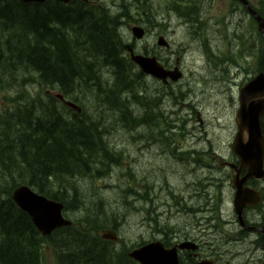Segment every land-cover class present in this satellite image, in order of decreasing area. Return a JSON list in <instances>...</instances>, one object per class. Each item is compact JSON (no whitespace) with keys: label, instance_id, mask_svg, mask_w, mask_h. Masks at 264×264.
<instances>
[{"label":"trees","instance_id":"1","mask_svg":"<svg viewBox=\"0 0 264 264\" xmlns=\"http://www.w3.org/2000/svg\"><path fill=\"white\" fill-rule=\"evenodd\" d=\"M120 8L129 18V9ZM257 9L264 15V0ZM120 16L84 0L69 4L0 0V91L12 96L3 93L0 101V264H46L48 248L58 264H139L129 253L144 240L131 248L101 235L110 228L119 231L127 210L113 207L106 192L86 190L83 184L114 176L110 173L122 160L110 137L116 125L134 135L158 106V99L146 98L138 87L146 84L145 75L124 50L118 35ZM247 26L256 35L254 45L261 47L260 63L253 70L257 72L264 68V38L254 19ZM205 47L210 50L206 41ZM211 58L222 62L213 54ZM226 58L233 56L226 52ZM33 74L29 83L37 85L35 92L24 83ZM48 90L79 105L91 101L93 108L87 111L84 105L77 113ZM145 91L151 89L146 86ZM262 123L264 130V116ZM172 127L165 130L168 140L174 136L169 133L177 130ZM23 184L63 203L65 212L75 217L73 224L42 236L12 198L14 189ZM121 192L124 206L132 204L129 196L146 201V206L154 204L150 193L131 188ZM263 205L264 200L257 209ZM146 213L154 234L173 230L169 223L160 227L153 209ZM212 217L216 220V213Z\"/></svg>","mask_w":264,"mask_h":264},{"label":"rangeland","instance_id":"2","mask_svg":"<svg viewBox=\"0 0 264 264\" xmlns=\"http://www.w3.org/2000/svg\"><path fill=\"white\" fill-rule=\"evenodd\" d=\"M251 1L253 3L258 2V0ZM104 2H111L110 5L114 7L113 9L116 13L121 15L119 18L121 23L125 20V14L118 4H121L126 9H130L129 14L133 19H140L142 17L145 23L148 22L147 16L143 12L144 8L142 7V4H145L149 10H153L156 19L161 22L166 21L167 28L164 33L158 31V28H146L147 35L144 38L145 40L137 41L139 50H142L144 47L148 55L154 54L160 56L159 48L156 47L157 39L159 35H165L173 43V63L181 51H186L183 58L184 64H182V58L179 59L184 74L182 77L184 78H181L175 86L178 88L177 94L170 92V95H168V93H165L169 92V90L163 92L160 96L162 97L160 109L156 110L157 113L155 110H152L153 113L148 115L150 121L143 126L140 132H134V135H132L128 131H124L125 129L122 127L118 128L116 125V129L113 130L110 137L114 148L117 152L121 153L122 160L115 170L111 171L110 174L114 175L112 178H109L107 181L84 182L85 189L98 188L100 194L106 192L105 196L111 201L113 207L119 208L122 206V208L120 207L121 212L124 209L127 210L124 215H121L123 219L120 221L119 227L121 229L119 230V234L123 238L121 240L126 242L131 248L135 242L143 240L146 242L151 241L158 235L156 234L157 232L154 234V229L148 225L149 223L146 219L147 209H153L156 217L159 215L160 223H158L161 228L167 223H171L174 230L175 223L181 222V220L178 221V216L176 217V214L170 212V210L168 213L167 208H165L166 202L173 203L172 199H170L172 195L169 190L162 188L158 190L159 200L156 202V205L160 207L156 209L152 202L150 206L149 204L146 206V201H142L136 198V196L127 197L128 201H132V204L124 206L125 202L123 201V194L121 192V189L131 188L144 194L143 183L146 185L148 181L153 182L158 176H165L164 181L166 183L174 179L181 180L179 171L180 173H184L185 169L189 167V170L194 169V165L187 163V165L181 164L180 169H178V160L168 157L171 151V142L165 137V130L171 129L174 126L177 127L176 132L169 131V134H174L173 138H179V140L191 139L192 145L199 152V155H197V163L200 164V167L197 169L198 179L209 173L206 172L207 167L204 166L206 163H210L215 168V172L212 171L210 173L211 176L217 179L216 181L215 178H212L213 183L218 184L222 178L223 202L220 200L219 202L223 203V206L216 205V222L214 224L222 225L226 231H229L227 214L234 216L232 211L234 190L231 187V179L234 176V172L231 168L223 165L224 160L220 156L227 158V160L235 157L231 150V144L237 132L236 114L239 107V89L253 75L251 71H253L254 65L253 63L248 64L250 57L245 62V59L241 55H236L238 53V42L232 35V31L233 29L239 30L241 28L238 22L241 13L238 12L235 16L229 17V20L225 17V23L228 22V26L232 28L229 30L231 35L225 36L219 20L224 19V15L229 8V1L201 0L202 3L199 7L202 17L208 18V21H206V35L213 50L219 47L220 51H230L233 55H236V59L239 61L241 67L248 69L250 73H245L233 63L224 66V69L216 68L211 62L212 58L209 51H206V55L202 57L198 53L197 45L195 46L194 44L196 38L200 36L196 29L191 28L194 27L195 23L184 20L183 24L175 11H167L172 4V0H105ZM240 9L242 8L240 7ZM190 17H187V20ZM248 18L247 16L245 19L248 20ZM149 19L151 20L150 16ZM133 26L132 24H125L118 29L119 35L124 39H128L127 42L129 43L132 40L130 27ZM199 29L201 28L199 27ZM250 39L249 36L247 40ZM201 40L203 42V39ZM197 43H199L198 40ZM251 43L252 39L246 46L247 51L252 54L250 47L253 44ZM2 49L4 50V48ZM219 59H223V57ZM33 76L34 74L29 75L24 83L30 89L34 88L35 92V90H38L37 85L29 83ZM139 86L142 90H145L147 85L138 83ZM3 93L0 91V101H4L5 96ZM22 93L26 95L24 91ZM4 94L12 97L7 93ZM150 95L155 98L157 96L151 93L148 97ZM80 103L82 107L86 106L87 111H91L93 108V102L91 101ZM6 105L4 102L3 106ZM97 118L100 119L101 116ZM155 118H158L161 122H158ZM158 137L161 139L159 140ZM205 152L210 153L209 157L204 155ZM205 183L206 180L202 183L203 187ZM212 188L214 189V184ZM107 191H110V193L107 194ZM215 192L220 194L218 189H215ZM87 199L90 200L91 198L88 196ZM199 205L198 207L200 208ZM172 210H174V207ZM70 212L75 213L76 211L72 210ZM67 217L75 218L70 214H67ZM152 217L154 218L153 215ZM209 217H211V214H209ZM248 217L255 218L263 224L264 205L260 210L250 211ZM188 222L190 221H184L183 224ZM183 224L180 227L184 228ZM164 230L170 231L166 227ZM171 233L168 235H171ZM237 233L239 231L234 234L230 232L226 240L220 242L222 245L221 250H216V247H210L208 248V252H213V257L217 258L220 264H260L258 259L264 255V247L260 246L264 244V241L258 239L257 236L251 237V239L244 237V240L232 239V237H240L239 235H235ZM48 249L46 253L47 258L45 257L46 264H58L54 253L50 248Z\"/></svg>","mask_w":264,"mask_h":264},{"label":"flooded vegetation","instance_id":"3","mask_svg":"<svg viewBox=\"0 0 264 264\" xmlns=\"http://www.w3.org/2000/svg\"><path fill=\"white\" fill-rule=\"evenodd\" d=\"M144 52L147 54V51L144 50ZM161 59L167 69H172L173 65L170 61V57H168L164 50L162 52ZM170 84L171 83L166 84L162 87V83L152 90V93L157 94V97L159 98V105L162 103L160 91L162 90V88L170 86ZM173 146L174 148L171 149L168 157L176 158L178 160V163L181 161L179 163L180 165L186 163L192 164L194 165V169L189 170V167L188 169H185L184 173H180L179 171V176L181 177V180L174 179L173 181H169L168 183L164 181L165 176H158L153 182L148 181V188H150L151 186L157 189H167L169 190V192H171L172 198L170 199H172L173 203L166 202L165 208H167V211L169 209L171 212V208L174 207V210L176 211V217L178 216V221L181 220V222L175 223L176 225L174 226V233L173 237H171V240L167 239V235L165 232L163 233L164 235L160 234V237L163 240L165 247H177L179 258L181 259L180 264H198L202 260H214V264H220L217 258L213 257V252H208V248L214 246L216 247V250H221L222 245L220 244V242L225 241L226 238L229 236L230 232L234 234L239 231V233L235 235H239L240 237H232V239L236 240H244V237H249V239H251V237L254 236H257L258 239H261L263 237L261 233V222L257 221L255 218L248 217L250 211H255L253 209H248L244 213L245 223L255 228L251 232L242 228L238 224L234 212V216L227 214L229 222L228 228L230 229L229 231H226V229L223 228L222 225L213 224V219L209 217V206L212 204L213 198L215 199L212 188L213 177L210 173H208L201 178L202 180L198 179V151L197 148L192 145L191 139L178 140L176 143L173 144ZM230 159L235 160L234 157ZM180 165L178 166V169H180ZM205 180L206 183L203 187L202 183ZM199 189L201 191L200 194ZM222 192L223 187L220 191V194L216 193L217 201L220 200L223 202ZM158 200L159 197L157 201ZM198 204L201 205L200 208L198 207ZM158 207L160 206H157V208ZM197 209L201 210L202 214L201 212L198 213ZM190 210H192V212ZM196 211L197 213L194 214V212ZM184 221L190 222L183 224ZM181 224L184 225V228L180 227ZM206 238L210 239L207 241ZM193 246H196V251L192 249ZM260 247H264V245L262 244ZM262 256L263 257L258 259V262L260 264H264V255Z\"/></svg>","mask_w":264,"mask_h":264},{"label":"water","instance_id":"4","mask_svg":"<svg viewBox=\"0 0 264 264\" xmlns=\"http://www.w3.org/2000/svg\"><path fill=\"white\" fill-rule=\"evenodd\" d=\"M23 1H38L44 0H23ZM68 2L69 0H61ZM244 2L248 10L253 14L259 23L260 30L264 33V18L259 13L252 9L247 0ZM142 31L141 28H136ZM135 61L146 71H154V62L151 58L143 56L135 57ZM57 97L64 99L60 93H55ZM240 107L237 112L238 133L235 136L232 144V150L240 157L241 167H248V172L245 177L241 178L247 181L248 177L258 174L264 177V133L262 127V115L264 114V70L255 76L251 81L246 83L240 89L239 96ZM69 105H76L69 103ZM254 174V175H253ZM19 194L16 196L18 204L31 215L34 223L38 224L42 229L50 230L57 225H68L70 222L63 216L64 204L49 200L46 197L39 195L31 187L21 185L18 187ZM245 197L249 194L246 189L242 191ZM238 194V197L242 194ZM247 196L253 197L255 203L259 202L262 193L260 191L250 192ZM245 199V198H244ZM244 199L236 206L237 213L241 216V208ZM44 227V228H43ZM103 236L112 239L117 237L116 231H104ZM133 256L146 264H179L177 252L174 249H165L160 242H152L132 251Z\"/></svg>","mask_w":264,"mask_h":264},{"label":"bare ground","instance_id":"5","mask_svg":"<svg viewBox=\"0 0 264 264\" xmlns=\"http://www.w3.org/2000/svg\"><path fill=\"white\" fill-rule=\"evenodd\" d=\"M1 1H4V0H1ZM47 0H44L43 1V3H45ZM186 21H189V22H192L191 21V17L187 20V18L185 19ZM130 30H131V33H132V40H131V42L129 43V42H127L128 41V39H124V38H122L119 34V36H120V39L122 40V42H123V47H124V50H125V52L129 55V57H130V59L132 60V62H134L135 64L137 63L136 61H135V57H137V56H143V57H146V58H151V60L154 62V71H156V73H154L153 71H146V70H143L142 69V67H141V69L143 70V73H144V75H145V79H146V85H147V87L149 88V89H151V92L150 93H148V95L149 94H151L152 93V90L153 89H155L158 85H160V84H162V83H164V81H165V79H169V75L173 72V70H174V67H172V69H167L166 68V66L163 64V61H162V59H161V57H162V52H163V49L161 48V45H160V39H161V37L162 36H164V35H159L158 36V39H157V46L156 47H158L159 48V53H160V56H157V55H154V54H150V55H148V52H147V54L144 52V50H145V48L143 47L142 48V50H139V46H138V42L137 41H142V39H144L145 37H146V35H147V30L145 29V30H142V31H139V30H137L136 28H135V26H133V27H130ZM118 33H119V31H118ZM145 40V39H144ZM165 40H166V42H167V44L170 46V53H167V52H165L167 55H168V57H170V61L172 62V65L174 64L173 63V60H172V58L174 57V54H173V52H172V45H173V43H171L168 39H167V37L165 38ZM125 42H127V43H125ZM144 42V41H143ZM135 44V45H134ZM148 46V45H147ZM152 49H153V47H151ZM153 51V50H152ZM152 55H154V56H152ZM136 66L138 67V65L136 64ZM180 68V67H179ZM165 71V72H164ZM145 73H148V75L147 74H145ZM180 73H181V78H184V77H182V76H184V74H183V71H182V68L180 69ZM160 83V84H159ZM169 83H171L170 84V86L172 85V81H170ZM163 90H168V88L167 87H165V88H162ZM47 93L48 94H51V95H56L55 94V91H52V90H48L47 91ZM165 93H168V95H170V92H165ZM153 94V93H152ZM163 93H161V95H162ZM155 95H157V94H155ZM57 97V96H56ZM63 97H64V99H61V98H59V97H57L59 100H61V102H63L66 106H68V107H73V106H71V105H69V103H72L73 105L75 104L76 106L75 107H77V108H73L72 110H74V111H76L77 113H82L83 112V107L81 106V105H79L78 103H76V102H74V101H72V100H69V99H67V98H65V96L63 95ZM156 99H158L159 100V98L156 96ZM160 106H161V104L159 105L158 104V106H157V108H156V110L158 111V109H160ZM82 108V109H81ZM149 110V109H148ZM153 110V109H152ZM155 110V112L157 113V111ZM152 112V111H151ZM156 119V118H155ZM161 122V121H160ZM152 123V122H151ZM148 124V123H147ZM146 125V124H145ZM175 129H177V128H175ZM176 132V131H175ZM159 138V140L161 139L160 137H158ZM158 140V139H157ZM179 140V138H172V140H169L170 142H171V148L170 149H173L174 148V146H173V144L174 143H176L177 141ZM115 150V152H117V150L116 149H114ZM198 151V150H197ZM213 153H215V152H213ZM197 155H199V152L197 153ZM204 155L206 156V157H209V155H210V153L209 152H205L204 153ZM233 155L235 156L234 158H235V160H233V159H228L227 160V158H225V157H223V156H220V157H222L223 158V160H224V163H223V165L225 166V167H228V168H231L232 169V171L234 172V176H233V180H232V182H231V187H232V189L234 190V197H233V202H232V206H233V212L235 213V215H236V219H237V222H238V224L242 227V228H244V229H246V230H249L250 232L251 231H253L255 228L254 227H252V226H249V225H247L246 223H245V221H244V213L246 212V210H248V209H253V210H259V209H257L261 204H262V202H263V200H261V201H259V202H256L255 203V199H253V197H249L248 199L246 198L247 196H249L251 193L250 192H253V191H261L262 192V197L264 196V191H263V185H264V177H260V176H258V174L257 175H255V176H252L251 175V177H248V179H247V181H243V179H241V176L242 175H237V173H239V174H244V175H246L247 173H245V172H242V171H240V167H241V162H240V157L234 152L233 153ZM200 157V156H199ZM212 159V158H211ZM213 160V159H212ZM214 161V160H213ZM215 161H217V160H215ZM181 162V161H180ZM179 162V163H180ZM180 165V164H179ZM200 164L199 163H197V169L199 168L198 166H199ZM204 166L205 167H207V171L206 172H209V173H212V171L213 172H215V168H213V166L210 164V163H206V164H204ZM203 167V166H202ZM218 167H219V165H218ZM220 168V167H219ZM115 170V169H114ZM213 175V174H212ZM254 175V174H253ZM213 177V176H212ZM213 178H215V177H213ZM216 179V178H215ZM202 180V179H201ZM207 180V179H206ZM221 181L217 184V183H213L214 184V189H213V194H214V196H215V199L213 198V201H212V204L209 206V210H210V214H211V217L210 218H212L213 219V224L216 222V220L212 217L213 216V212L214 213H216L215 212V208L214 207H216V205L218 206V205H220V206H223V203H220L219 201H217V199H216V193L217 192H215V189H218V192H220L221 190H222V178L220 179ZM145 181V180H144ZM213 181V180H212ZM216 181H217V179H216ZM253 182H256L257 184H253ZM20 186V185H19ZM18 186V187H19ZM18 187H16L15 189H14V191H13V194H12V198H13V200H14V202H15V204L17 205V207L18 208H20L22 211H24V212H26L27 214H28V216L30 217V219H31V221L33 222V225L36 227V229L41 233V235L42 236H44V237H49V236H51L56 230H58V229H60V228H63V227H67V226H70V225H72L73 224V221L71 220V217H67V213L65 212V205H64V209H63V216H64V218L66 219V220H68L69 222H70V224H68V225H57V226H54L53 228H51L50 230H48V231H46L47 230V228H44V229H42L38 224H36V223H34V221L32 220V218H31V215L29 214V212H27V211H25L19 204H18V200L16 199V196L19 194V192H18ZM143 187H144V194H146V192L147 193H150V198L151 199H154V208L156 209L157 208V206L158 205H156V202H157V199H158V197H159V193H157L158 192V190L159 189H157V188H153V187H151L150 186V188H148V182H146V185H145V183H143ZM145 187H146V189H145ZM246 189V192L247 193H249L246 197H245V195L242 193V191H244ZM38 193V192H37ZM240 193H242L241 195H240V197H238V194H240ZM39 195H42V196H44V197H46L47 199H49V200H53V199H50V198H48L47 196H45V195H43V194H40V193H38ZM157 197V198H156ZM245 198V199H244ZM242 199H244V201L243 202H241L242 203V208H241V216L237 213V211H236V206L238 205V203L239 202H237L236 203V201H240V200H242ZM98 200V199H97ZM6 201V200H5ZM54 201H56V200H54ZM58 202V201H57ZM61 203V202H60ZM63 204V203H62ZM105 205V204H104ZM156 205V206H155ZM199 206H201V205H199ZM68 209V208H67ZM131 209V208H130ZM173 208H171V212H174L175 214H176V211H174V210H172ZM107 210V209H106ZM189 210V209H188ZM70 211H72V210H70ZM184 211V210H183ZM187 211V210H186ZM191 212H192V210H190ZM197 211H198V213H200L201 212V210H199V209H197ZM197 211L196 212H194V214H196L197 213ZM168 212H169V209H168ZM69 214V213H68ZM201 214H202V212H201ZM192 215V214H191ZM158 218H159V215L157 216ZM149 220V219H148ZM116 222V221H115ZM172 222V221H171ZM160 223V222H159ZM118 225H120V223L118 224ZM161 225H162V223H161ZM170 225H172L171 223H170ZM172 227V226H171ZM219 227V226H218ZM118 228H120V227H118ZM216 228V227H215ZM116 229V228H115ZM115 229H106V230H103V231H101V235H102V237L105 239V240H108V241H111V242H116V243H118L119 241H122L121 240V235L119 234V231H117V230H115ZM109 230H114V231H116V234H117V237H115V238H112V239H109V238H106L105 236H103V232L105 231H109ZM119 230V229H118ZM156 230V229H155ZM171 231V230H170ZM261 233H262V235L264 236V223L261 225ZM171 233V232H170ZM173 233H174V230H172V233H171V235H167V239H169V240H171V237L173 236ZM178 234V233H177ZM164 235V234H163ZM163 238V237H162ZM123 239V238H122ZM207 239V238H206ZM210 238H208L207 239V241L209 240ZM152 242H160V244L161 245H163L164 246V248L165 249H169V248H167V247H165V245H164V242H163V240L161 239V237H160V234H158L157 235V237L156 238H154L153 240H151V241H144L141 245H139L138 247H141L142 245H146V244H149V243H152ZM210 242V241H209ZM264 245V244H263ZM138 247H136V248H138ZM214 247V246H213ZM136 248H134L133 250H135ZM170 249H174L177 253H178V249H177V247H171ZM193 249H196V246H193ZM132 250V251H133ZM132 251L129 253V256H130V258H132V259H134L136 262H138L139 264H146V263H143V262H141L140 260H138V259H136L134 256H133V254H132ZM178 256H179V254H178ZM215 262H214V260H202L201 262H199L198 264H214ZM151 264H153V263H151Z\"/></svg>","mask_w":264,"mask_h":264}]
</instances>
